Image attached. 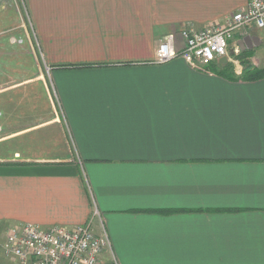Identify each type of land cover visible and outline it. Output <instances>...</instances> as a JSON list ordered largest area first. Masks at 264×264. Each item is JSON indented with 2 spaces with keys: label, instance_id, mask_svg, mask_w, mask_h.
Listing matches in <instances>:
<instances>
[{
  "label": "crops",
  "instance_id": "1",
  "mask_svg": "<svg viewBox=\"0 0 264 264\" xmlns=\"http://www.w3.org/2000/svg\"><path fill=\"white\" fill-rule=\"evenodd\" d=\"M247 1L22 0L46 70L33 103L0 104V264H19L11 227L90 222L98 264H264V77H241L264 34L199 68L179 35ZM174 32L179 54L158 61Z\"/></svg>",
  "mask_w": 264,
  "mask_h": 264
},
{
  "label": "built area",
  "instance_id": "2",
  "mask_svg": "<svg viewBox=\"0 0 264 264\" xmlns=\"http://www.w3.org/2000/svg\"><path fill=\"white\" fill-rule=\"evenodd\" d=\"M263 29L264 0H248L245 7L222 22L205 28L182 29L181 54L193 67H206L219 58L240 53L237 34L247 36ZM177 37L174 32L162 38L156 52L158 61L179 54ZM92 225L90 222L75 226L42 227L34 223L14 226L6 234L4 249L19 264H98L106 242Z\"/></svg>",
  "mask_w": 264,
  "mask_h": 264
},
{
  "label": "rangeland",
  "instance_id": "3",
  "mask_svg": "<svg viewBox=\"0 0 264 264\" xmlns=\"http://www.w3.org/2000/svg\"><path fill=\"white\" fill-rule=\"evenodd\" d=\"M261 33L262 35L260 34V36L263 37L264 29ZM33 44L34 54L32 49ZM0 55L5 57L4 61H7L9 66L6 70V81L4 78H0L1 88L9 85H20L31 78L37 80L39 75L42 77L44 76L41 74L45 73L46 68H44L39 60L40 53L33 34L28 9L25 8L22 0H0ZM249 62L255 66H264V44L255 49V57ZM0 66L4 65L0 63ZM27 71L29 73L31 72V74H25ZM23 72H25L24 75ZM36 82L37 81H34V84H36ZM30 83L32 84L31 81H28L27 85H22L14 89V96L9 95V93H7L6 96H0V104L6 106L9 102L12 104L17 102V106L24 108L25 103H33L34 98L31 99L28 95L29 90H27L29 89ZM34 95L37 97L38 101L44 102L43 93H41V91L37 92V90H35ZM52 96L53 103L56 105L49 103L50 106L49 104H44V106L41 107V104H39L41 109L45 108L48 117H53L52 114L57 112H59V114L61 113V109H58L57 100L53 93ZM47 102L52 103V100L47 99ZM106 263L113 264L111 260Z\"/></svg>",
  "mask_w": 264,
  "mask_h": 264
},
{
  "label": "trees",
  "instance_id": "4",
  "mask_svg": "<svg viewBox=\"0 0 264 264\" xmlns=\"http://www.w3.org/2000/svg\"><path fill=\"white\" fill-rule=\"evenodd\" d=\"M241 77L244 79H248V80L263 78L264 77V67L247 65Z\"/></svg>",
  "mask_w": 264,
  "mask_h": 264
},
{
  "label": "water",
  "instance_id": "5",
  "mask_svg": "<svg viewBox=\"0 0 264 264\" xmlns=\"http://www.w3.org/2000/svg\"><path fill=\"white\" fill-rule=\"evenodd\" d=\"M239 43L243 49H252L259 46L262 43V39L257 35H247Z\"/></svg>",
  "mask_w": 264,
  "mask_h": 264
},
{
  "label": "bare ground",
  "instance_id": "6",
  "mask_svg": "<svg viewBox=\"0 0 264 264\" xmlns=\"http://www.w3.org/2000/svg\"><path fill=\"white\" fill-rule=\"evenodd\" d=\"M251 35V34H250Z\"/></svg>",
  "mask_w": 264,
  "mask_h": 264
}]
</instances>
